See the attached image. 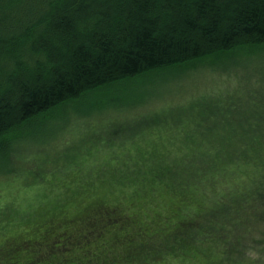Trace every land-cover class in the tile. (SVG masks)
Wrapping results in <instances>:
<instances>
[{
	"label": "trees",
	"instance_id": "16d2710c",
	"mask_svg": "<svg viewBox=\"0 0 264 264\" xmlns=\"http://www.w3.org/2000/svg\"><path fill=\"white\" fill-rule=\"evenodd\" d=\"M259 47L264 0H0V166L50 140L17 142L36 119ZM248 111L221 125L213 109L187 115L125 148L117 167L62 178L0 247V264H254L236 251L264 218V114Z\"/></svg>",
	"mask_w": 264,
	"mask_h": 264
},
{
	"label": "rangeland",
	"instance_id": "374dc122",
	"mask_svg": "<svg viewBox=\"0 0 264 264\" xmlns=\"http://www.w3.org/2000/svg\"><path fill=\"white\" fill-rule=\"evenodd\" d=\"M105 93L89 96L19 130L17 142L51 138L18 148L9 162L0 166V247L26 219L35 217L38 204L49 188L58 189L59 180L86 181L81 171L102 170L108 161L117 167L125 148L148 137L164 136V129L178 126L187 115L213 109L216 116L211 122L216 125L243 122L241 115L248 109L257 110L258 117L263 115L264 47L149 73L133 79L125 90L114 88ZM64 113L69 118L59 131H49L52 121L60 120ZM132 158L127 157L129 163ZM254 216L253 244L242 242L236 251L241 259L258 264L264 261L260 260L264 259V218ZM156 264L183 263L169 259Z\"/></svg>",
	"mask_w": 264,
	"mask_h": 264
}]
</instances>
